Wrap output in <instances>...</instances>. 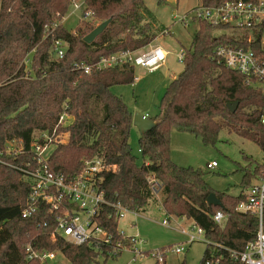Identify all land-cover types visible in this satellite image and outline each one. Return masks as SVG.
<instances>
[{
    "label": "trees",
    "instance_id": "obj_1",
    "mask_svg": "<svg viewBox=\"0 0 264 264\" xmlns=\"http://www.w3.org/2000/svg\"><path fill=\"white\" fill-rule=\"evenodd\" d=\"M223 1L200 0V4L217 6ZM68 8V0H0V264H45L26 257L28 245L36 251H59L71 264H104L120 254L108 255L106 246L95 250L87 243L52 240L54 217L45 204L28 218L21 216L30 185L14 165L33 163L29 144L42 140L36 137L39 133L66 140L56 142L48 157L50 168L66 178L78 173L83 159L94 156L115 166L102 173L101 188L109 201L134 211L156 197L148 183L153 174L161 184L158 200L167 219L185 217L204 230L207 242L198 264H240L232 252L242 251L255 237L257 217L236 210L242 192H216L199 169L174 163L170 130L190 132L205 144H214L226 129L253 141L264 152V126L259 122L264 92L213 57L217 44L245 43L225 33L215 35L221 27L198 22L190 48L184 49L182 71L159 99V113L153 118L156 126L138 136L143 159L138 163L129 144L133 113L112 91L114 85L134 82V67L115 66L83 74L77 64L95 63L100 56L151 43L156 34L144 15L152 14L143 0H84V9L92 17L80 19L76 29L69 31L59 21ZM105 20L110 21L102 33L86 43L83 38L95 22ZM56 38L68 46L61 59L52 55ZM233 102L237 107L230 112L226 105ZM61 116L66 124L60 122ZM15 141L22 143L24 151L6 153L7 145ZM246 159L252 163L250 157ZM263 168L264 157L252 171L243 168L241 188ZM211 193L223 208L207 204ZM217 211L226 216L222 224L214 221ZM100 224L120 237L111 209L104 210Z\"/></svg>",
    "mask_w": 264,
    "mask_h": 264
},
{
    "label": "built area",
    "instance_id": "obj_2",
    "mask_svg": "<svg viewBox=\"0 0 264 264\" xmlns=\"http://www.w3.org/2000/svg\"><path fill=\"white\" fill-rule=\"evenodd\" d=\"M68 1L69 7L72 8L71 13L80 12L83 19L92 17V12L84 9V0ZM199 21L221 27L218 30H246L247 33L241 40L245 45L217 44L213 49V57L224 67L242 74L248 84L256 87L264 86V0H225L217 6L198 4L183 14L174 16V22L183 26H188L191 22L198 24ZM169 33L170 29L164 27L159 31L158 36ZM153 42L154 40L137 50H121L100 56L95 63H78L77 68L83 74L124 65L148 71L158 69L165 63L169 52L160 44L156 45ZM67 47L63 39H54L53 58H63ZM176 58L178 61H183L184 49L176 53ZM138 78L134 76V80ZM63 119L64 117L61 116L60 122L66 124ZM259 122L264 126V107L260 111ZM36 137L42 140H31L29 144V150L33 152V163L26 162L24 166L14 165L23 172L24 179L30 185L27 202L21 212L23 218L32 216L40 204H45L54 217V226L50 235L52 240L62 239L77 245L87 243L95 250H99L100 246H106L108 255L129 250L132 257L128 264L149 254L155 258V264H164L166 250H142L138 245L145 244L143 238L127 235L118 226L116 232L120 237L116 238L100 224L103 212L107 208L113 211L117 223L127 214L138 216L136 211L119 202L109 201L101 188L102 173L115 166L106 163L101 156H94L83 159L78 173L66 178L50 168L48 164L50 153L47 154L48 149H53L56 142L62 143L64 140H53L47 133H39ZM22 151L24 148L21 142L15 141L7 145L6 153L10 155H19ZM216 166V161L206 164L207 169ZM148 183L153 195L157 197L161 190L160 182L150 174ZM241 192L243 198L238 202L236 210L257 217L258 226L255 237L244 246V249L240 252L233 251L232 254L240 264H264V168L256 181L243 188ZM225 217L222 211H217L213 216L218 224H222ZM168 223L169 219L162 220L163 225L166 226ZM180 232L186 236L185 242L188 244L201 239L206 240L204 230L191 220L186 227L180 228ZM183 251L184 247L181 244L169 250L174 254H181ZM25 253L28 259L36 258L40 263L45 264L56 258V251H36L30 245L25 248Z\"/></svg>",
    "mask_w": 264,
    "mask_h": 264
},
{
    "label": "rangeland",
    "instance_id": "obj_3",
    "mask_svg": "<svg viewBox=\"0 0 264 264\" xmlns=\"http://www.w3.org/2000/svg\"><path fill=\"white\" fill-rule=\"evenodd\" d=\"M143 2L152 14V16L144 15V21H148L151 30L156 34L153 43L160 44L169 53L161 67L152 71L135 67L134 76L139 78L133 83L114 85L112 91L124 100L131 112L146 113L148 117L154 118L159 113V99L164 87L183 69V62L177 60L176 53L181 49L190 48L192 36L198 29L196 22H191L188 26L174 22V16L197 6L200 0H166L161 3H158V0H143ZM71 10L72 8L69 7L66 15L59 21L66 29L74 31L82 18L80 12L71 13ZM98 24L95 22L96 26ZM164 27H168L170 33L158 36L159 31ZM221 33L241 41L247 32L224 29L217 30L214 34ZM258 87L264 92L263 85ZM138 135L137 130L132 129L129 144L132 154L137 156L140 163L143 159L138 150ZM51 150L49 148L47 154L51 153ZM246 156L251 158V164ZM170 157L177 165L199 169L214 191H227L228 194L237 195L243 178L242 169L248 167L252 171L257 164L263 162L264 152L253 141L234 132H228L226 129L220 131L218 140L214 144H205L193 133L178 131L172 127ZM210 161H216L218 166L207 169L206 164ZM256 178H252L251 183H254ZM159 198L161 199L160 194L158 198L149 199L146 207L136 211L138 216L132 213L127 214L118 222V228L127 235L143 238L145 244L138 245L142 250H166L164 264H198L207 241L201 239L190 244L186 243V236L180 232L178 224L185 226L187 221L178 223V219L174 216H169V223L166 226L163 225L162 220L168 216L160 207ZM180 244L184 247L181 254L169 252L171 248ZM55 255L56 258L48 264H71L61 252L56 251ZM131 257L129 250H123L118 256L107 259L104 264H128ZM132 264H155V258L151 254L145 255L137 258Z\"/></svg>",
    "mask_w": 264,
    "mask_h": 264
},
{
    "label": "water",
    "instance_id": "obj_4",
    "mask_svg": "<svg viewBox=\"0 0 264 264\" xmlns=\"http://www.w3.org/2000/svg\"><path fill=\"white\" fill-rule=\"evenodd\" d=\"M109 21L110 20H105L99 23L83 38V40L86 43H91L100 33H102ZM226 106L230 112H234L237 107V102H233V104L227 103ZM156 124L157 123L153 118H150L137 111L133 113L132 125L137 129L139 135H142L147 130L155 127ZM206 202L209 206H219L223 208L220 199L214 193L209 194Z\"/></svg>",
    "mask_w": 264,
    "mask_h": 264
},
{
    "label": "crops",
    "instance_id": "obj_5",
    "mask_svg": "<svg viewBox=\"0 0 264 264\" xmlns=\"http://www.w3.org/2000/svg\"><path fill=\"white\" fill-rule=\"evenodd\" d=\"M138 68H139V67H138ZM134 72H135V68H134ZM175 77H176V76H175ZM173 78H174V76L172 77V79H173ZM170 81H171V80H170ZM170 81H169V82H170ZM167 85H168V84H167ZM167 85H166V86H167ZM165 88H166V87H164L163 92H164ZM160 97H161V95H160ZM132 113H133V112H132ZM142 114H144V115L147 116L146 113H142ZM132 129H136V128L132 125ZM132 129H131V130H132ZM136 130H137V129H136ZM137 132H138V131H137ZM138 136H139V135H138ZM217 166H218V165H217ZM241 191H242V188H241V186H240V190H239L238 194H239ZM160 207H161V205H160ZM161 208H162V207H161ZM175 218L178 219V223H179V221H184V222L187 221V223L185 224V226L180 225V223H179L178 226H180V228H181V227H186V226H187L188 221H189L187 218H186V219H185V218H177V217H175Z\"/></svg>",
    "mask_w": 264,
    "mask_h": 264
}]
</instances>
